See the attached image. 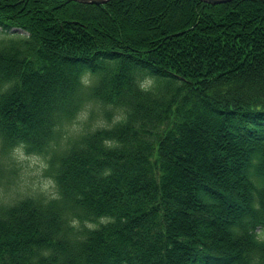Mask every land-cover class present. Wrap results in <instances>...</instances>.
I'll use <instances>...</instances> for the list:
<instances>
[{
    "label": "trees",
    "instance_id": "16d2710c",
    "mask_svg": "<svg viewBox=\"0 0 264 264\" xmlns=\"http://www.w3.org/2000/svg\"><path fill=\"white\" fill-rule=\"evenodd\" d=\"M0 32V157L58 194L6 191L0 264H264V0H0Z\"/></svg>",
    "mask_w": 264,
    "mask_h": 264
},
{
    "label": "rangeland",
    "instance_id": "374dc122",
    "mask_svg": "<svg viewBox=\"0 0 264 264\" xmlns=\"http://www.w3.org/2000/svg\"><path fill=\"white\" fill-rule=\"evenodd\" d=\"M24 31H10L11 34H23ZM0 36L2 33L0 32ZM87 110L83 109L79 112L76 121L73 123V128H79L81 126V121L86 117ZM96 121H100V119H96ZM15 155L17 160L19 161V184L28 189L29 192H34L32 189H36L35 191H39L40 187L48 181H53L52 178L45 175L43 173V169L46 166V162L44 156L42 154H26L24 151L17 149L15 150ZM55 192L54 187L50 190L48 194H52ZM4 197L8 196V192L3 193ZM261 234H264V229H258Z\"/></svg>",
    "mask_w": 264,
    "mask_h": 264
},
{
    "label": "clouds",
    "instance_id": "9594fccd",
    "mask_svg": "<svg viewBox=\"0 0 264 264\" xmlns=\"http://www.w3.org/2000/svg\"><path fill=\"white\" fill-rule=\"evenodd\" d=\"M83 83L87 84L88 81L84 80ZM152 83L151 80L147 81V83H141L140 88L144 91H148L149 85ZM107 143V142H106ZM109 147H112L113 145L108 144ZM13 149V153H14ZM16 171V162L14 155H5L3 157H0V203H7V200L3 196V193L8 191V189L11 187L14 191H17L20 195H25L28 192V189L23 186H18L15 184V177L14 173ZM55 187L54 181H48L45 182L39 189L44 194H48L50 190ZM36 189H32V191H35ZM53 199L58 198L57 193L51 194ZM105 221L101 220V223H104ZM76 222H74L75 224ZM89 229H95L98 227L97 225L88 223L86 225ZM258 243H264V238H261L258 240Z\"/></svg>",
    "mask_w": 264,
    "mask_h": 264
},
{
    "label": "water",
    "instance_id": "95a60500",
    "mask_svg": "<svg viewBox=\"0 0 264 264\" xmlns=\"http://www.w3.org/2000/svg\"><path fill=\"white\" fill-rule=\"evenodd\" d=\"M76 1L88 2V3H104L107 0H76ZM201 1L209 2V3H219V2L229 1V0H201Z\"/></svg>",
    "mask_w": 264,
    "mask_h": 264
}]
</instances>
